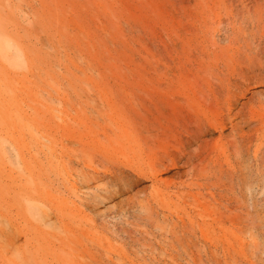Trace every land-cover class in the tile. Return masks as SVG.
Here are the masks:
<instances>
[{"label": "rangeland", "instance_id": "obj_1", "mask_svg": "<svg viewBox=\"0 0 264 264\" xmlns=\"http://www.w3.org/2000/svg\"><path fill=\"white\" fill-rule=\"evenodd\" d=\"M0 264H264V0H0Z\"/></svg>", "mask_w": 264, "mask_h": 264}]
</instances>
